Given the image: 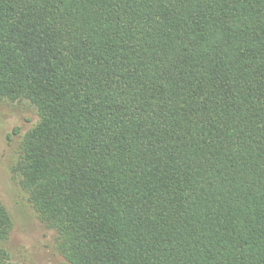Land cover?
Returning <instances> with one entry per match:
<instances>
[{
    "label": "trees",
    "instance_id": "1",
    "mask_svg": "<svg viewBox=\"0 0 264 264\" xmlns=\"http://www.w3.org/2000/svg\"><path fill=\"white\" fill-rule=\"evenodd\" d=\"M0 97L59 264H264V0H0Z\"/></svg>",
    "mask_w": 264,
    "mask_h": 264
},
{
    "label": "rangeland",
    "instance_id": "2",
    "mask_svg": "<svg viewBox=\"0 0 264 264\" xmlns=\"http://www.w3.org/2000/svg\"><path fill=\"white\" fill-rule=\"evenodd\" d=\"M38 117L36 107L28 100L11 101L0 97V196L15 223L9 241L15 259L26 264H59L62 257L56 248V234L41 222L11 171L19 143ZM9 134H12L11 139Z\"/></svg>",
    "mask_w": 264,
    "mask_h": 264
}]
</instances>
